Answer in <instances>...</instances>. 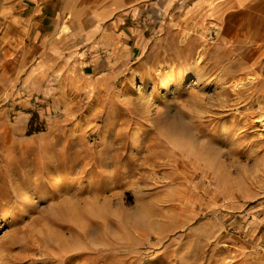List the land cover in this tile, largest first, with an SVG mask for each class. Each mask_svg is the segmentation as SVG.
Segmentation results:
<instances>
[{"label": "rangeland", "instance_id": "obj_1", "mask_svg": "<svg viewBox=\"0 0 264 264\" xmlns=\"http://www.w3.org/2000/svg\"><path fill=\"white\" fill-rule=\"evenodd\" d=\"M132 22L67 75H0V264H264L230 251L264 199V45L156 1Z\"/></svg>", "mask_w": 264, "mask_h": 264}, {"label": "crops", "instance_id": "obj_2", "mask_svg": "<svg viewBox=\"0 0 264 264\" xmlns=\"http://www.w3.org/2000/svg\"><path fill=\"white\" fill-rule=\"evenodd\" d=\"M154 1L187 16H210L226 40L264 45V0H0V75H23L35 85L43 75H67L73 59L81 63L83 47L119 46L122 26ZM243 208L232 219L237 243L230 251L264 246V199Z\"/></svg>", "mask_w": 264, "mask_h": 264}, {"label": "trees", "instance_id": "obj_3", "mask_svg": "<svg viewBox=\"0 0 264 264\" xmlns=\"http://www.w3.org/2000/svg\"><path fill=\"white\" fill-rule=\"evenodd\" d=\"M32 120V119H31ZM32 122L30 121V122H28V127H27V129H26V131H25V134H31V133H33V132H37V131H40V130H42L41 128H39V127H35V128H32Z\"/></svg>", "mask_w": 264, "mask_h": 264}, {"label": "bare ground", "instance_id": "obj_4", "mask_svg": "<svg viewBox=\"0 0 264 264\" xmlns=\"http://www.w3.org/2000/svg\"><path fill=\"white\" fill-rule=\"evenodd\" d=\"M172 80H171V77H170V79H169V81H168V83H170Z\"/></svg>", "mask_w": 264, "mask_h": 264}]
</instances>
